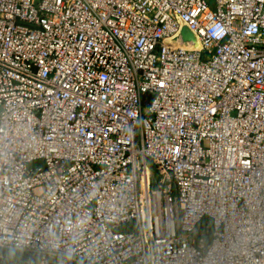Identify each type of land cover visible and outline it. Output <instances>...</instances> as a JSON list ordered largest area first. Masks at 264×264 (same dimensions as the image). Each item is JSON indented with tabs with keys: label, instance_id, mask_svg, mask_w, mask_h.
Wrapping results in <instances>:
<instances>
[{
	"label": "built area",
	"instance_id": "2783aa9c",
	"mask_svg": "<svg viewBox=\"0 0 264 264\" xmlns=\"http://www.w3.org/2000/svg\"><path fill=\"white\" fill-rule=\"evenodd\" d=\"M0 248L264 264V0H0Z\"/></svg>",
	"mask_w": 264,
	"mask_h": 264
},
{
	"label": "trees",
	"instance_id": "16d2710c",
	"mask_svg": "<svg viewBox=\"0 0 264 264\" xmlns=\"http://www.w3.org/2000/svg\"><path fill=\"white\" fill-rule=\"evenodd\" d=\"M2 253V250L0 248V254ZM3 258H5L7 261H15V260H21L25 258V255L20 253V252H15V251H8L7 253H5V255L3 256Z\"/></svg>",
	"mask_w": 264,
	"mask_h": 264
},
{
	"label": "rangeland",
	"instance_id": "374dc122",
	"mask_svg": "<svg viewBox=\"0 0 264 264\" xmlns=\"http://www.w3.org/2000/svg\"><path fill=\"white\" fill-rule=\"evenodd\" d=\"M186 31V29H185V27H183L182 28V30H181V33H183V32H185ZM156 176V174H154V177ZM2 250V256H4L5 255V253H7L8 251H11V250H8V249H1ZM72 264H77V263H72Z\"/></svg>",
	"mask_w": 264,
	"mask_h": 264
},
{
	"label": "water",
	"instance_id": "95a60500",
	"mask_svg": "<svg viewBox=\"0 0 264 264\" xmlns=\"http://www.w3.org/2000/svg\"><path fill=\"white\" fill-rule=\"evenodd\" d=\"M185 29H186V28H185ZM183 35H184L185 37H187V38L191 37V34L187 31V29H186L185 32H183Z\"/></svg>",
	"mask_w": 264,
	"mask_h": 264
}]
</instances>
